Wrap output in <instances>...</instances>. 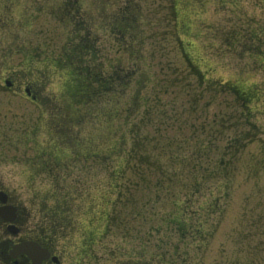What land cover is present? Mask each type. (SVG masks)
<instances>
[{
	"label": "rangeland",
	"instance_id": "374dc122",
	"mask_svg": "<svg viewBox=\"0 0 264 264\" xmlns=\"http://www.w3.org/2000/svg\"><path fill=\"white\" fill-rule=\"evenodd\" d=\"M63 1L0 0V191L8 196L6 205L17 206L26 220L21 231L48 219L59 225V264H264V0H74L89 20L92 36L106 48V59L113 61L118 47L113 33H106L107 22L114 26L112 19L126 8L139 9L152 90L167 106L152 110L156 114L140 126L137 136L129 133L127 147L134 148V158L117 198L109 191L111 183L118 185L114 153L107 159L95 155L106 154L108 150L98 148L111 132L109 143H114L121 123L105 125L99 115L98 120L77 111L69 119L74 127L60 129L56 122L69 98L67 72L55 70L54 63L65 60L81 35L70 20L56 18ZM6 80L16 88H7ZM227 81L248 89L250 85L254 92L260 89L250 123L246 112L240 116L228 85L220 86ZM28 85L42 105L27 97ZM162 112L177 123L164 124ZM179 118H189L194 126L178 125ZM206 136L219 155L226 146L228 157L234 153L230 139L240 138L242 149L228 169V197L221 200V208L213 199L222 194L224 180L219 178L206 183L197 194L198 203L188 210L182 208L185 204L179 207V142L188 157L200 141L207 143ZM74 140L78 148L54 147ZM81 141L89 147L82 148ZM74 151L85 152L87 158ZM135 152H146V163L139 164ZM171 154H177L172 166ZM187 171L184 164L183 180ZM54 194L66 205L59 215ZM107 200L116 202L112 222L102 233L98 225ZM200 216L207 217L206 223ZM90 220L95 227L91 234ZM68 222L69 236L63 237L62 226ZM5 226L0 223V245L22 235H9ZM88 234L92 244L87 248Z\"/></svg>",
	"mask_w": 264,
	"mask_h": 264
},
{
	"label": "trees",
	"instance_id": "16d2710c",
	"mask_svg": "<svg viewBox=\"0 0 264 264\" xmlns=\"http://www.w3.org/2000/svg\"><path fill=\"white\" fill-rule=\"evenodd\" d=\"M64 5L68 8L72 7L73 4L71 0H65ZM125 10L127 11L126 13H124ZM125 10L122 11L118 17L112 19L114 21V26L111 25V21L107 22L109 30L106 33H113L114 40L118 47L117 59L115 61L106 59L104 54L106 48L102 46L99 39L97 40V37L92 36L93 31L90 28L89 20H86L87 18H85L81 10L77 8L70 13L69 17L66 18L61 16L59 20L63 22L65 21L64 19L70 20L73 27L78 26L79 32H77L78 34L82 33V35L76 38V44L69 53H67L65 60L60 59L59 63L57 61L54 63L55 70L65 69L68 75L65 85L66 94H68L69 98L67 99L69 105H66V108L60 110L58 115H55V118L63 115L62 118H60L61 121H58V119L56 121L60 129L61 127H74L73 121L70 123L69 119L75 111L84 116L93 115L96 119H98L97 115H99L105 125H112L116 120L119 124L121 123L119 125V133L114 143H109L110 138L113 136L111 132L109 136L108 134L106 135L107 140L103 141L98 148V150H108L106 154L104 153L102 156V153L97 151L95 155V157L107 159L109 155L114 153V158L111 159L119 163L118 185L111 183L109 188L110 195L116 196V198L121 195V182L125 178L126 173L130 170L131 160L134 158H132L134 148L130 151L127 147L129 143V133L133 131L134 137L137 136V131L140 129V126H143V123L148 125L146 120L148 119L149 121L150 117L156 114L152 110L165 109L167 107L162 104L160 98L156 100V95L152 90V80L150 77L151 66L146 62V53L148 50L146 49L147 43L145 37L141 35L143 26L139 9L136 8L132 10L126 8ZM67 12H69V10H67ZM104 29L106 28L103 25L102 30L104 31ZM186 57L190 62V56L186 55ZM191 65L198 70H195L197 73L201 72L200 68H198L193 61ZM215 80L219 82L217 79ZM134 84L137 85L131 92ZM225 85H228V90L235 97L233 100H235L237 104L238 111H240L239 113H242L240 116H246L243 114L246 112V120L250 123L249 118L254 116V114H252V107H254L253 105L256 101L257 103L260 101L259 95L257 94L260 89H255L256 92H254V89L250 85L248 89L246 86L235 85L228 81L220 86ZM198 87H204V84L199 82ZM164 92L166 93V91ZM197 95L200 94L198 93ZM196 104L197 100H194L192 106L196 108ZM92 110H96V113ZM165 116L166 113H163L162 118H166L164 124L167 123L171 126L177 123L173 118ZM179 117L181 118L180 113ZM180 118L178 120V125L184 124L189 128L194 126L193 124L195 122L190 123L188 120L189 118ZM217 131L214 132V134H217ZM144 138L147 137L144 136ZM144 138H142V143L145 140ZM206 138L209 139L207 136ZM171 139L173 140L176 138L173 136L170 140ZM237 139L238 141L236 142L234 141L235 139L229 140V144L232 145L234 149V153L229 157L228 146H226L219 155L220 149L214 147V143L210 139L206 144L200 141V144L187 157L184 155V151L188 152V150L179 142V181L183 183L181 184V188L183 189L181 192L182 198L179 196V200H182V202L179 204V207L185 204L182 208L185 207L188 210H193V207L199 200L197 197L199 191L204 187H208L211 182L222 178L224 183H220L219 187L222 194L213 198L214 205L217 209L221 208V200L224 197H228V185L230 180L228 178L229 174H227L228 169L242 149L241 140L240 138ZM74 152L76 156H78V154H86L85 152ZM176 155L177 154L173 156L171 154V160L168 162L169 165L172 166L171 163L175 160ZM136 157L139 159V164H144L147 161L146 152L139 154L135 152V158ZM184 164L187 166L188 171L187 177L183 180L182 166ZM167 176L168 175H166V177ZM207 182L210 183L206 184ZM115 202L106 201V207L103 209L104 229L112 222L110 218L111 212L115 207ZM202 210L203 206H200L198 211ZM200 219L201 223H206L207 221V217L202 218V216H200ZM140 261L141 260H137L134 264H139ZM140 264H142V262H140ZM151 264L156 263L151 262ZM158 264L162 263L159 262Z\"/></svg>",
	"mask_w": 264,
	"mask_h": 264
},
{
	"label": "water",
	"instance_id": "95a60500",
	"mask_svg": "<svg viewBox=\"0 0 264 264\" xmlns=\"http://www.w3.org/2000/svg\"><path fill=\"white\" fill-rule=\"evenodd\" d=\"M7 85L10 86V83L7 82ZM5 199L6 198L2 194H0L1 202L4 203ZM16 211L17 210L13 207L1 208L0 215L6 221L13 223L16 219V215H17ZM13 233L15 234L16 232H13ZM13 250H14L12 254L13 257L17 255H21V254H27L32 258L35 264L41 263V260L43 259L42 256L45 258L46 256L49 255L47 250L41 249V247L37 243H34V242L22 243L18 245L16 248L13 247Z\"/></svg>",
	"mask_w": 264,
	"mask_h": 264
},
{
	"label": "flooded vegetation",
	"instance_id": "af4514ba",
	"mask_svg": "<svg viewBox=\"0 0 264 264\" xmlns=\"http://www.w3.org/2000/svg\"><path fill=\"white\" fill-rule=\"evenodd\" d=\"M14 87H15V85H14ZM23 233L24 232H22L21 231V236L18 238V239H16V240H20V239H25V236L27 237V235L24 233V235H23ZM66 235V237H67V234H64L63 235V237ZM50 251H51V253H52V256H56L57 258H58V260H59V263H60V261H61V259H60V254L57 252V251H55L52 247H49L48 248ZM66 249L67 248H64V250L66 251ZM59 263H56V264H59ZM44 264H55V262H52V259H49L48 261H46V262H44Z\"/></svg>",
	"mask_w": 264,
	"mask_h": 264
}]
</instances>
